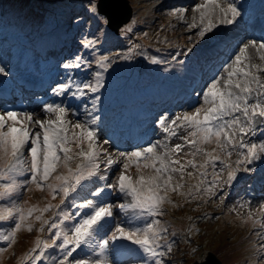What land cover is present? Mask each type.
Segmentation results:
<instances>
[{"label": "snow or ice", "instance_id": "1", "mask_svg": "<svg viewBox=\"0 0 264 264\" xmlns=\"http://www.w3.org/2000/svg\"><path fill=\"white\" fill-rule=\"evenodd\" d=\"M90 5L89 11L107 23L106 17H100L95 0H90ZM186 11L184 7H173L169 14H179L178 19L183 20ZM192 11H199L197 34L201 38L216 28L217 24H233L241 16L235 0H203ZM193 21L189 27H197L195 17ZM97 43L95 39H86L83 47L90 50L91 59L76 54L70 61L63 63L62 67L69 74L64 82L51 89L54 95L68 96L72 100L84 101L90 97L88 103L91 108L84 104V121L77 119L73 123L69 120V116H76L78 112L63 102L43 105L44 113L54 114L55 119L42 120L28 111L0 112V221H15L6 233L0 231V241L12 247L19 230H33V219H30L33 217L40 221L38 231L44 232L47 225L50 234L43 239L38 236L34 247L24 253L19 264H37L42 259L47 261L48 249H55L51 257L52 264H127L128 260L132 264H164L163 257L171 252L172 243L167 238L168 227L158 217L165 215L164 204L172 203L169 192H177L184 187L179 181L173 182L175 175L178 174L182 181L185 169L190 166L197 170L201 180L189 188L187 195L195 198L203 187L204 193L223 200L228 195L225 187H231L238 173L241 170L252 171L248 165L264 157V141L256 143L251 139L256 136L258 129H264V67L244 63L249 60L246 53L250 46L258 51L264 50L262 38L259 42L250 40L239 47L232 61L225 65L224 71L216 74L202 90L203 103L194 112L185 111L172 118L159 117L157 123L165 134L162 140L149 142L147 146L132 151H121L117 159L105 151L107 159L104 162V174H101V152L97 150L99 132L96 126L99 117L94 113L100 101L99 92L104 86L105 74L115 60L111 55L100 54ZM139 48L140 45L134 44L120 58L132 59ZM190 52L191 49H187L183 55ZM179 55L181 53L178 52L172 60L176 61ZM149 59L151 63L166 62L155 56ZM261 59L264 60V56ZM93 64L96 70L89 79L73 75L76 70L88 72ZM0 74L7 75L4 67H0ZM69 125L79 130L72 132L71 139L68 135ZM173 137L183 143L170 146L168 142ZM213 140L226 157H231L235 152L238 158L234 162L222 160L219 155L200 147ZM73 142L78 146L83 142L88 144L87 151L81 148L74 154L81 158V163L75 170L69 167L67 175H56L55 184L47 183L57 162L62 160L64 166L68 167V161L73 159L68 145ZM94 144L97 148L93 147ZM186 146L193 157L204 156L203 163L198 164L194 159L182 163L179 158H173L182 153ZM25 150L30 155V162L25 158ZM129 160L137 161L138 171L141 167L139 162L143 161V166L151 167L153 174L147 177L140 174L134 180L125 171L129 168ZM218 163L223 165L219 171ZM119 164H122L121 170L109 182L108 173L114 165ZM209 167L212 175L210 181ZM224 172L226 178L220 175ZM26 173L27 178L20 179ZM187 175L191 177L193 173L187 172ZM93 180L102 183L90 192V198L82 202L72 199L70 209L64 207L70 197ZM46 183L52 193L62 194L59 205L26 207L27 202L19 201L21 191L29 184L43 188ZM180 194L185 195L183 192ZM113 197H122L123 202L113 203ZM52 207L58 211L50 222L44 219L43 213ZM260 208L264 209V203H261ZM114 210L122 213L123 218L118 220ZM251 220L253 214L250 211L245 222ZM261 227L264 228V224ZM83 248H88L94 255L76 258L74 254ZM261 249H264V245H261ZM4 251L0 247V252Z\"/></svg>", "mask_w": 264, "mask_h": 264}, {"label": "rangeland", "instance_id": "2", "mask_svg": "<svg viewBox=\"0 0 264 264\" xmlns=\"http://www.w3.org/2000/svg\"><path fill=\"white\" fill-rule=\"evenodd\" d=\"M70 1L72 3H69ZM128 1L132 6H134V3L136 2V0ZM155 1L156 2L152 4L151 7L146 6V9L145 6L140 3V1L137 2L140 3V6L138 8V12L140 15L138 16V18L147 23L154 20L150 25L153 30H155L159 26V24L167 23V25H169L170 22H173L175 20V18H172L171 21L169 20L171 16L169 13L171 12L172 8H170V10L157 11L159 2L158 0ZM57 4L59 5H57L53 9V14L56 15L60 14V10L56 8L62 9L65 4L70 7L78 6V8H74L75 12L73 11V15L67 16L69 22H71L70 18H77L78 21H80L81 19L94 21L93 24L95 25V29L91 27L85 29V32L88 35L85 39L97 40L98 43L96 47L99 50V53L103 54V44H100L99 42L100 39L103 38V30L105 29V26L102 19L97 18V16L93 15L89 11L91 6L90 0H59ZM70 7L67 12H71ZM29 11L33 10L30 9ZM143 11H145V14L141 15ZM197 13H195V16L197 15ZM44 16L45 15L41 16L40 21H43ZM32 17H34V15L31 16V19ZM167 20L169 21L167 22ZM87 26H89V24L84 26H82V24H79L75 28H77L78 31H82ZM129 27L130 24H127L123 28V33L128 32L127 29ZM143 30H145V28H143L142 31ZM170 30H172L171 27H167L163 30V32ZM163 32H161V34ZM169 33V35H171L173 32ZM183 34L184 38L178 40H180L183 44L185 42L188 43L191 33ZM48 35L53 37L49 32ZM175 37L179 38L180 35H176ZM119 46L120 45L115 44V48H118ZM79 49H84L86 52H88V54H90V50L85 49L83 46H81V48ZM1 50L2 47H0V51ZM10 56L11 55H7V52H1L0 67H13L14 60ZM3 57H6L7 59L10 58L9 64H5L3 62ZM85 119L86 115L84 112L82 113V120ZM74 131L79 130L75 129ZM68 135L71 139V130L69 131ZM97 144L99 146L98 148L96 144H94L93 147L97 148V150L101 152V156L104 158V162L107 159V156L104 155L102 151L104 152L105 150L106 153L113 159L118 158L117 155H112L110 148L102 141V138H98ZM68 146L71 148V153L73 154L79 152L81 148L84 151L88 150L87 142H83L79 146L73 142ZM25 158L30 162V155L28 153L27 155H25ZM104 162L101 163V167L105 166ZM71 163L78 165L81 163V158L73 155ZM68 166H70L69 162ZM57 167L61 168L62 172L64 173L65 166L62 160L57 162ZM126 171L128 173H131L130 175L134 180L137 179L140 174H143L145 177L153 174L152 168H140L138 171L137 168H132L131 163H129V168ZM217 171H219V168H217ZM187 172H192L193 175L190 177L187 175ZM56 175H58L57 172L55 174L52 173L47 183L55 184L56 181L54 180V177ZM220 175L222 178H226V172L221 173ZM211 179L212 175L208 177L209 181ZM200 180L201 177L198 175L197 170L191 168L190 166L185 169V174L182 181L180 180V176L174 177L173 182L175 183L179 181L184 185V187L180 191L169 192V198L171 199L172 203H165L163 206L165 209V215H163L162 217H158L168 227L167 238L172 243L171 252L163 257L164 264H200L206 260V257L210 253L215 255V257L220 261V264H264V249H261V245H264V228H262L261 226L259 227L257 222L253 223V221H258V219H256V216H258L260 212L257 204L251 202L248 198H242L237 193L229 198L227 196L225 199L220 200L216 196H211L209 193H204L203 187L201 188V192L196 194L195 198L187 195L189 188L194 186L193 184H198ZM47 183L43 188H37L35 184H29L26 188L27 191L24 196L22 195L24 191H21V200L19 201L21 203L27 202V204L25 205L26 207L35 205L38 208H43L49 203L47 198L51 197L53 194L48 189ZM228 189L229 187L224 190L228 192ZM180 192L185 193V195H181ZM59 200L60 199H58V201ZM79 202H81L80 199ZM113 203H116V201ZM250 211L253 214V220L245 222ZM48 213L46 215L45 212L43 213L44 219H47L46 216L48 215ZM51 214L52 212L49 213V215ZM30 219H33V228L36 230L37 226L40 225V221L34 220V217ZM7 224L8 221H0V227L6 226ZM13 226L14 225H12V227ZM112 226L114 227V224ZM8 230L10 229H7L3 232L6 233ZM48 234H46L45 231L29 232L26 228H22L17 232L16 241L15 243H13L12 247H7V242L0 245V247H3L5 249L4 252H0V264H19L20 258L24 255V253H26L30 248L34 247L36 238L38 236L42 239L48 238ZM261 241L262 243H260ZM49 242L51 241L49 240ZM249 244H255L257 247L255 249H252V247L247 248ZM49 252L53 254L54 250L46 251V253ZM92 255L94 254H91L90 256ZM51 257L49 258L50 262H52Z\"/></svg>", "mask_w": 264, "mask_h": 264}, {"label": "water", "instance_id": "3", "mask_svg": "<svg viewBox=\"0 0 264 264\" xmlns=\"http://www.w3.org/2000/svg\"><path fill=\"white\" fill-rule=\"evenodd\" d=\"M106 2L112 3L110 0H100V5H99L100 11L107 13L111 17L112 16V11L110 9H112L113 7L112 6L111 7L108 6L106 4ZM119 2L123 3V0H119ZM212 263H214V264H220V261L215 257V255H213V254L210 253L206 257V260L203 261L200 264H212Z\"/></svg>", "mask_w": 264, "mask_h": 264}, {"label": "bare ground", "instance_id": "4", "mask_svg": "<svg viewBox=\"0 0 264 264\" xmlns=\"http://www.w3.org/2000/svg\"><path fill=\"white\" fill-rule=\"evenodd\" d=\"M69 3H72L71 1L69 2ZM66 9V10H65ZM69 10V7H68V5L67 4H65L64 6H63V8H62V15H64L65 14V11L67 12ZM79 45H81V43H79ZM249 243H251V242H249ZM260 243H262V241L260 242ZM258 245V244H257ZM250 247H252V249H255L257 246L254 244H249L248 245V247L247 248H250Z\"/></svg>", "mask_w": 264, "mask_h": 264}, {"label": "trees", "instance_id": "5", "mask_svg": "<svg viewBox=\"0 0 264 264\" xmlns=\"http://www.w3.org/2000/svg\"><path fill=\"white\" fill-rule=\"evenodd\" d=\"M13 221V220H12Z\"/></svg>", "mask_w": 264, "mask_h": 264}]
</instances>
